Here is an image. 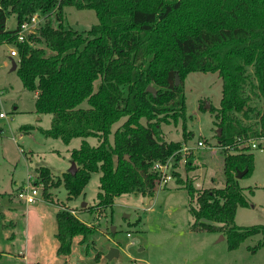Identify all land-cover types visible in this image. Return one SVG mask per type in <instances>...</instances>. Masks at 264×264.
Returning a JSON list of instances; mask_svg holds the SVG:
<instances>
[{
	"label": "trees",
	"instance_id": "16d2710c",
	"mask_svg": "<svg viewBox=\"0 0 264 264\" xmlns=\"http://www.w3.org/2000/svg\"><path fill=\"white\" fill-rule=\"evenodd\" d=\"M67 5L94 9L99 23L83 30L67 24ZM11 14L18 21L15 29L7 27ZM35 14L39 22L20 40L22 24ZM5 43L16 46L15 71L26 89L37 92L36 110L53 114L43 133L67 144L74 137L84 139L70 152L75 172L56 175L41 166L32 182L45 188L63 184L71 199L85 191L94 172H101L95 206H112L123 193L155 195L160 177L154 163L174 154L177 165L192 137L187 75L217 72L223 84L215 109L218 143L229 149L225 183L197 189L179 170L173 173L188 190L194 229L222 233L230 249L259 233L263 240L254 248L264 245V223L241 226L235 220L238 209L250 205L237 171L253 172L249 142L264 137V0H0V45ZM149 85L156 94L147 90ZM85 100L90 106L83 108ZM180 120L183 140H167L162 124ZM89 136L98 144L92 145ZM57 225L60 255L71 254L75 240L96 242V227L72 210L60 208Z\"/></svg>",
	"mask_w": 264,
	"mask_h": 264
},
{
	"label": "rangeland",
	"instance_id": "374dc122",
	"mask_svg": "<svg viewBox=\"0 0 264 264\" xmlns=\"http://www.w3.org/2000/svg\"><path fill=\"white\" fill-rule=\"evenodd\" d=\"M64 15L67 24L81 30L99 23L94 9L81 10L67 5ZM6 22L9 29H15L16 15H9ZM12 49L16 46L0 45V88L4 90L0 111L6 113V116H0V193H5L4 196L0 194V211L6 213V218L0 219V250H9L22 257L14 249L20 243L27 248L30 222L38 228L31 233L30 242L32 250L42 251L40 264H264V245L254 248L263 240L261 233L230 249L228 238L222 233L194 229L190 196L188 190L177 183V177L166 187H158L152 197L123 193L115 198L112 206L104 207L95 206L99 200L101 172H94L79 196L70 199L63 184L45 188L40 183L43 200L30 204L32 209L22 204L18 190L29 177L33 181L41 166L48 167L56 175L67 172L73 161L71 150L80 147L84 139L74 137L67 144L43 133L42 129L51 127L53 114L36 110L37 92L26 89L18 72L12 70L9 59ZM18 58L17 54L14 59ZM184 85L188 114L192 116L188 122L192 137L186 142L190 146L185 154L187 161H183V157L177 161L176 170L180 171L182 179L191 181L197 189L223 187L224 156L229 149L219 146L221 128L215 110L221 104L222 79L217 72L193 71L187 75ZM201 103H205L204 109L200 108ZM80 106L85 108L90 104L85 100ZM212 107L214 110H210ZM122 123L121 119L113 125V130ZM182 124V120L178 124L173 121L163 123L166 139L183 140ZM25 125L32 127L26 131L22 128ZM86 139L92 145L99 142L93 136ZM256 139L261 141L257 148H251L254 170L238 179L239 185L246 188L250 202L249 206H241L237 211L235 220L241 226L264 223V139ZM256 139H251L249 144ZM200 140L205 142V147L198 146ZM189 159H192V167L188 169ZM44 189L48 194L44 195ZM83 203L87 204L85 208ZM59 206L74 210L81 221L96 227L94 245L91 238L85 244L75 240L71 254L54 253L52 241L56 239ZM113 246L120 254L109 258L107 254ZM98 252H101L100 257H96ZM0 262L12 264L5 259Z\"/></svg>",
	"mask_w": 264,
	"mask_h": 264
},
{
	"label": "built area",
	"instance_id": "2783aa9c",
	"mask_svg": "<svg viewBox=\"0 0 264 264\" xmlns=\"http://www.w3.org/2000/svg\"><path fill=\"white\" fill-rule=\"evenodd\" d=\"M39 16L38 14H35L32 16V19L30 20V22H25L22 24L21 26V30L18 34V38L20 40H24V34L27 31H31L34 27H36L37 23L39 22ZM10 55L13 57H16L17 55V49H12L10 50ZM4 94V90H2L0 88V100L2 99V96ZM0 116L4 117L6 116V113L3 111H0ZM264 139V137H262V140ZM260 139H256L253 140V142L250 144L251 148H257L258 145H260ZM198 146L200 147H205L206 144L203 141H198ZM190 146H188L187 144H184L183 147L181 148V152L182 153V159L183 161H187L186 160V152L189 150ZM174 155V154H173ZM171 156L170 158H168L166 161H156L152 167L153 171L158 172L159 174V188H163L165 186H167L175 177L173 171L176 170L177 165L175 164V160H174V156ZM185 158V160H184ZM31 176L29 177V180L27 181V183L25 185H23L22 187H20V189L18 190V198L23 200L25 202V204L30 205L33 203H36L37 200L39 201L40 199L43 200V197L41 195V191H40V187L38 184H34L31 180ZM74 213L75 211L72 210ZM128 235H130V233H128ZM135 262V261H134ZM135 264V263H134Z\"/></svg>",
	"mask_w": 264,
	"mask_h": 264
},
{
	"label": "crops",
	"instance_id": "0c3cea01",
	"mask_svg": "<svg viewBox=\"0 0 264 264\" xmlns=\"http://www.w3.org/2000/svg\"><path fill=\"white\" fill-rule=\"evenodd\" d=\"M9 56V54H8ZM12 58H14L13 56H9V59L12 60ZM1 196L5 193H0ZM4 196V195H3ZM11 200V203L14 205V209H16L15 207V204H14V201L11 199V197L9 198ZM19 199V198H18ZM19 201L26 205V207L32 209L30 205H27L25 204V202L21 199H19ZM87 205V204H86ZM83 208H85V206H82ZM88 207V206H87ZM60 208H62L61 206H59V208L56 210V223H57V213L58 211L60 210ZM11 209V208H10ZM84 211V210H83ZM82 212V211H81ZM76 214V213H75ZM32 215V214H31ZM1 219L3 218H6V213L5 211H3L2 215H1ZM30 219H31V216H30ZM11 224L14 225V221H11ZM58 228V227H57ZM38 228L36 226H33L30 224L29 222V228H28V234H27V238H28V243H27V248H24V246L22 245V243L18 244V246L15 247L14 251H17L18 255L22 256V257H18L16 256L15 252H10L9 250H2L1 251H4L3 255L1 256L2 259H5V260H8L9 262H11L12 264H21L22 261H24L22 264H40L41 262V253L42 251L40 250H32L31 249V244L32 242H30V236H31V233L33 231H37ZM35 235V234H34ZM56 235V233L54 234ZM26 238V240H27ZM52 242L55 243V250H54V253H56L57 255H59L58 253V242H57V239H54ZM120 251V250H119ZM120 254V253H119Z\"/></svg>",
	"mask_w": 264,
	"mask_h": 264
},
{
	"label": "water",
	"instance_id": "95a60500",
	"mask_svg": "<svg viewBox=\"0 0 264 264\" xmlns=\"http://www.w3.org/2000/svg\"><path fill=\"white\" fill-rule=\"evenodd\" d=\"M12 65H13L12 66V70H15L16 67H17V60H15L14 58H12ZM179 82H180V77L177 74V76H176V84H179ZM147 90L150 91V92H152V93H154V94H156V88L154 86H150L149 85V87L147 88ZM218 133H220V129H219ZM126 158L129 159V156L126 155ZM76 168H77V164L73 160L72 161V164H71V167H70V169L68 171L69 172L70 171L71 172H75L76 171ZM248 170H249V168H245L243 170L240 169L239 171H237L236 178L237 179H240L242 176H244L248 172ZM82 206H86V203H83ZM115 230H116V228L113 227L112 228V231L115 232ZM117 255H119V249L117 247L113 246V247H111L109 253L107 254V257L114 258Z\"/></svg>",
	"mask_w": 264,
	"mask_h": 264
}]
</instances>
